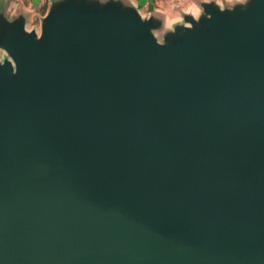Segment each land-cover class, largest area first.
<instances>
[{
	"label": "water",
	"instance_id": "water-1",
	"mask_svg": "<svg viewBox=\"0 0 264 264\" xmlns=\"http://www.w3.org/2000/svg\"><path fill=\"white\" fill-rule=\"evenodd\" d=\"M204 9L0 15V264H264V0Z\"/></svg>",
	"mask_w": 264,
	"mask_h": 264
},
{
	"label": "rangeland",
	"instance_id": "rangeland-1",
	"mask_svg": "<svg viewBox=\"0 0 264 264\" xmlns=\"http://www.w3.org/2000/svg\"><path fill=\"white\" fill-rule=\"evenodd\" d=\"M57 0H0V15L9 19L21 15L27 20L29 30L42 29V19L48 13L53 2ZM104 1V0H103ZM139 9L144 17H157L162 21L160 28L156 29L159 39L163 40L165 34L178 25L190 24L187 15L199 18L205 13L204 4L214 2L222 8L233 7L246 3L248 0H122ZM13 10V11H12ZM9 57L7 51L0 47V59Z\"/></svg>",
	"mask_w": 264,
	"mask_h": 264
},
{
	"label": "crops",
	"instance_id": "crops-1",
	"mask_svg": "<svg viewBox=\"0 0 264 264\" xmlns=\"http://www.w3.org/2000/svg\"><path fill=\"white\" fill-rule=\"evenodd\" d=\"M13 11V10H12Z\"/></svg>",
	"mask_w": 264,
	"mask_h": 264
}]
</instances>
